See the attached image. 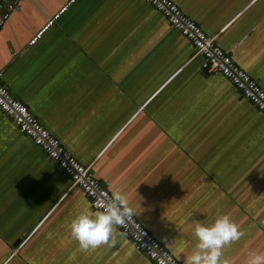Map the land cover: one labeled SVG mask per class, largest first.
I'll list each match as a JSON object with an SVG mask.
<instances>
[{
    "label": "crops",
    "instance_id": "1",
    "mask_svg": "<svg viewBox=\"0 0 264 264\" xmlns=\"http://www.w3.org/2000/svg\"><path fill=\"white\" fill-rule=\"evenodd\" d=\"M172 1L264 89V0ZM7 2L1 82L181 264L220 214L243 232L222 259L264 253V116L190 40L146 0ZM97 211L0 111V264H153L117 226L81 249L70 222Z\"/></svg>",
    "mask_w": 264,
    "mask_h": 264
},
{
    "label": "built area",
    "instance_id": "2",
    "mask_svg": "<svg viewBox=\"0 0 264 264\" xmlns=\"http://www.w3.org/2000/svg\"><path fill=\"white\" fill-rule=\"evenodd\" d=\"M74 0H68V4ZM158 10L168 23L184 35L194 48V54L202 57L201 66L206 72L222 74L239 92L264 116V89L246 71L240 68L189 16L184 14L172 0H146ZM49 18L29 40L33 44L42 32L62 13L67 5ZM4 11L0 26L8 18L13 4L0 0ZM2 71H0V78ZM0 111L9 118L20 132L28 136L45 154L54 161L70 178L71 185L78 187L89 200L93 210H101L111 198L110 192L95 178L89 166L81 164L60 141L44 128L28 107L12 96L0 80ZM132 242L134 248L142 252L153 264H181L134 216L117 226Z\"/></svg>",
    "mask_w": 264,
    "mask_h": 264
},
{
    "label": "clouds",
    "instance_id": "3",
    "mask_svg": "<svg viewBox=\"0 0 264 264\" xmlns=\"http://www.w3.org/2000/svg\"><path fill=\"white\" fill-rule=\"evenodd\" d=\"M133 215L128 198L117 189L95 215L84 212L75 216L70 222V233L81 249H94L110 244L114 227L124 224ZM192 235L195 247L187 257V264H228L222 259V249L240 239L243 232L227 214H220L209 224L196 223ZM246 264H264V253H250Z\"/></svg>",
    "mask_w": 264,
    "mask_h": 264
}]
</instances>
